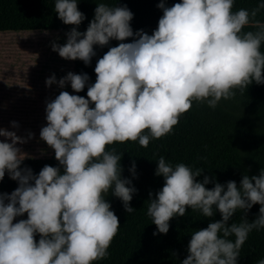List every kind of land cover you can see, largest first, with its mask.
<instances>
[{"label": "clouds", "instance_id": "clouds-1", "mask_svg": "<svg viewBox=\"0 0 264 264\" xmlns=\"http://www.w3.org/2000/svg\"><path fill=\"white\" fill-rule=\"evenodd\" d=\"M96 3L84 33L77 30L86 18L78 0L54 4L58 18L74 26L64 45L52 44L61 58L88 66L96 56L94 46L120 41L98 59L94 84H88L87 74L72 72L59 81L55 75L46 80L48 87L70 84L75 93L87 86V98L61 91L46 101L40 139L54 150L63 174L49 165L38 175L21 168L31 157L17 145L33 134L25 139L0 128V181L7 173L18 182L10 195L0 193V264H95L107 258L120 224L105 196L111 191L131 214L136 192L131 180L122 179V156L112 146L138 142L146 149L150 141L172 134L194 103L214 109L253 82L264 84V22L257 19L264 0L235 11L234 0H182L171 7L161 2L163 15L151 35L134 34L133 13L126 6ZM129 38L133 42L125 43ZM11 127L19 125L13 121ZM135 171L133 161V176ZM203 171L159 157L155 175L164 185L154 199L149 193L147 207L158 230L153 235L167 234L169 222L184 217L188 208L205 218L215 209L222 219L192 233L182 264H237L249 234L264 229V169L258 176L245 174L239 187L229 181L211 190L205 187L208 176L197 181ZM254 205L259 213L249 222L245 217ZM238 211L244 213L241 222L229 225ZM25 214L27 219L14 223Z\"/></svg>", "mask_w": 264, "mask_h": 264}, {"label": "trees", "instance_id": "trees-1", "mask_svg": "<svg viewBox=\"0 0 264 264\" xmlns=\"http://www.w3.org/2000/svg\"><path fill=\"white\" fill-rule=\"evenodd\" d=\"M109 6H126L132 13L130 26L133 32L143 30L151 35L158 27V21L163 11L158 4L165 3L171 7L182 0H102ZM262 0H234L233 10L245 8L251 10ZM55 0H0V33L18 31H50L57 30L60 45L67 41V33L71 25H65L54 10ZM96 0H78V10L85 15V20L79 25L78 31L84 33L89 23L94 19ZM257 19L264 22V9ZM254 30L246 28L245 31ZM131 43L132 38L124 41ZM120 41L111 40L109 45L101 48L94 46L96 56L86 66L82 61H72L74 74H87L88 84L96 81L95 66L98 59L109 50L118 46ZM261 51L264 52V44ZM75 95L87 98V86ZM94 107V105H91ZM117 154L122 156V179L131 180V187L136 189L130 202L135 209L128 214L122 201L112 195L105 196L106 202L119 218L120 230L109 248L107 258L95 264H182L187 257L188 244L194 231L204 229L210 222L221 220V215L215 211L211 218H205L198 211L186 210L184 217H174L170 222L167 234H157V228L147 215L149 193L152 198L162 190L163 177L155 175L160 156L173 165L184 163L189 167L201 168L203 173L197 178L202 182L205 176L210 183L205 187L211 190L215 183L226 185L235 181L239 187L242 177L258 176L264 169V84L253 82L243 94L236 93L234 99L221 100L216 108L207 104L194 103L189 112L181 116L172 134L159 140H152L148 148H142L137 143L128 142L115 144ZM133 161L136 165L135 176L130 172ZM49 165L63 168L55 159L54 151L45 159H27L21 168H31L34 175ZM18 187V182L10 179L9 195ZM259 205H254L248 211L246 219L251 222L259 213ZM244 213L238 211L230 219L231 223H240ZM27 219V214L17 217L14 223ZM39 235L35 237L37 243ZM231 239H235L231 237ZM264 259V229L253 231L242 246L237 264H257Z\"/></svg>", "mask_w": 264, "mask_h": 264}, {"label": "rangeland", "instance_id": "rangeland-1", "mask_svg": "<svg viewBox=\"0 0 264 264\" xmlns=\"http://www.w3.org/2000/svg\"><path fill=\"white\" fill-rule=\"evenodd\" d=\"M53 43L60 45L57 30L0 33V128L16 131L25 139L33 134L27 143L17 145L31 157L25 160L45 159L54 151L40 139V130L47 124L46 101L54 100L61 91L75 95L70 84L63 89L57 84L46 86L52 75L59 81L74 73L71 60L54 52ZM13 121L18 129L11 127ZM9 182L6 173L0 181V193L9 194Z\"/></svg>", "mask_w": 264, "mask_h": 264}]
</instances>
